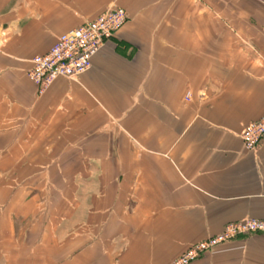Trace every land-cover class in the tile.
Instances as JSON below:
<instances>
[{
	"label": "crops",
	"instance_id": "1",
	"mask_svg": "<svg viewBox=\"0 0 264 264\" xmlns=\"http://www.w3.org/2000/svg\"><path fill=\"white\" fill-rule=\"evenodd\" d=\"M111 6L90 69L40 94L31 59ZM262 115L264 0H0V264H171L264 218ZM190 264H264V233Z\"/></svg>",
	"mask_w": 264,
	"mask_h": 264
},
{
	"label": "built area",
	"instance_id": "2",
	"mask_svg": "<svg viewBox=\"0 0 264 264\" xmlns=\"http://www.w3.org/2000/svg\"><path fill=\"white\" fill-rule=\"evenodd\" d=\"M121 6L107 8L94 20L62 35L49 51L31 59L28 77L38 85L42 94L58 78L73 79L88 71L93 57L128 21ZM190 93L186 98L189 99ZM245 147L256 150L264 140V115L246 126L241 134ZM264 233V218H246L231 222L218 234L192 245L171 264H190L200 255L227 243L238 236Z\"/></svg>",
	"mask_w": 264,
	"mask_h": 264
}]
</instances>
